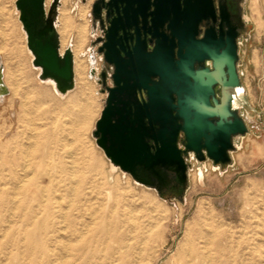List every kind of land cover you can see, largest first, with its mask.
Here are the masks:
<instances>
[{"label": "rangeland", "instance_id": "obj_1", "mask_svg": "<svg viewBox=\"0 0 264 264\" xmlns=\"http://www.w3.org/2000/svg\"><path fill=\"white\" fill-rule=\"evenodd\" d=\"M91 1L60 0L57 8L56 31L60 50L70 44L74 72L73 90L60 98L51 84L40 82L36 77L38 71L30 64L31 56L26 50L13 0H1L0 8L5 18L0 19V127L5 130L4 136L10 140L6 126H11L12 120L18 116L15 130L22 131L24 138L40 135L41 140L45 138L48 149L54 150L48 159L50 168L57 163L65 170H75L77 176L90 171L88 178L101 185L100 193L107 190L114 193L116 190L124 198L144 202L154 215L162 216L163 232L157 245L149 249L150 260L139 264H174L184 226L198 212L200 205L221 216L224 225H229L228 230L247 236L250 243L257 242L258 228L254 227L256 221L251 217L260 213L264 215V0H242L244 28L238 39L237 68L244 92L238 106L248 131L235 141L230 162L223 166H215L210 160L199 162L190 154L186 186L180 198L166 193L160 195L153 188L135 182L113 166L94 142L91 132L103 107L105 94L95 77L89 76L94 37L89 17ZM61 15L63 18L68 15L76 27L70 30L71 27L67 26L62 31L61 25L66 19L61 20ZM12 110L18 114H13ZM26 165L27 162H22L13 168L18 184L11 179L0 181V192L8 196L3 202L7 206L0 205V264L28 263L22 253V240H19L18 252L10 245L11 228L8 227L15 223L17 229L22 228L20 202H26L30 197L29 194H17L13 203L9 182L29 189L42 180L40 171L32 163L29 168ZM0 167L2 174L10 169L7 164ZM25 174L28 176L23 177ZM242 221L250 225L243 227ZM133 243L142 246L140 240Z\"/></svg>", "mask_w": 264, "mask_h": 264}, {"label": "water", "instance_id": "obj_2", "mask_svg": "<svg viewBox=\"0 0 264 264\" xmlns=\"http://www.w3.org/2000/svg\"><path fill=\"white\" fill-rule=\"evenodd\" d=\"M59 3L50 0L46 6L45 0H13L30 64L38 71L36 77L51 84L62 98L74 88V73L70 44L60 50L56 31ZM201 8L207 11V5ZM163 23L157 24L152 51L157 80L147 96L152 113L147 121L150 128L146 130L144 121L136 119V61H132L131 71L116 64L115 87L107 91L106 104L91 135L113 166L160 195L171 175L180 188V198L187 181L184 154L192 152L199 162L206 158L214 165L228 164V153L234 149L231 137H242L248 129L239 102L234 104L236 91L244 92L237 68L235 28L225 22L228 29H220L218 38L206 35L196 40L186 22L174 21L169 26V38L158 31ZM132 58L136 60V46ZM181 135L183 148L178 145Z\"/></svg>", "mask_w": 264, "mask_h": 264}, {"label": "bare ground", "instance_id": "obj_3", "mask_svg": "<svg viewBox=\"0 0 264 264\" xmlns=\"http://www.w3.org/2000/svg\"><path fill=\"white\" fill-rule=\"evenodd\" d=\"M66 17L61 15V20L66 19L61 25L62 31L67 26L73 30L76 25L68 15ZM4 18L0 8V19ZM256 30L259 31L258 27ZM242 95L240 89L236 91L237 102H242ZM12 113L17 115L18 111L12 110ZM18 120L17 116L11 126H6L10 140L0 127V165L7 164L10 168L6 174L0 172V181H19L13 168L22 162H27L28 168L32 163L40 171L42 180L35 187L26 189L9 182L13 203L17 194L30 196L26 202L19 201L23 210L19 216L22 228L17 229L15 223L8 226L11 228L10 245L18 252L19 240H22V253L27 264H139L150 260L149 249L157 245L163 232V217L154 215L144 202L124 198L116 190L100 193L101 185L88 178L90 171L77 176L75 170H65L57 163L50 168L48 159L54 150L48 149L45 138L41 140L40 135L24 138L22 131L15 130ZM26 176L28 174L23 175ZM7 199L1 191V207ZM263 216L260 213L251 217L256 221L254 227L258 232L257 242L250 243L247 236L228 230L229 225L225 226L223 218L212 209L200 205L198 212L184 226L174 264H264ZM242 223L243 227H248L249 223ZM135 240H140L142 246H136Z\"/></svg>", "mask_w": 264, "mask_h": 264}, {"label": "flooded vegetation", "instance_id": "obj_4", "mask_svg": "<svg viewBox=\"0 0 264 264\" xmlns=\"http://www.w3.org/2000/svg\"><path fill=\"white\" fill-rule=\"evenodd\" d=\"M205 5L207 11L204 12L201 7ZM220 10L224 11L225 18L221 16ZM89 17L94 34L91 42L93 48L91 76L99 82L105 94L103 107L106 104L107 91L115 87L113 75L117 73L116 64L124 67L126 71H131L132 61H136V119L144 121L146 130L150 128L147 121L152 115L150 107H147V96L148 93L151 94L153 83L157 80L153 75L155 63L152 57L157 24L164 22L158 31H162L169 38L171 37L169 26L174 21L186 22L187 29L193 30L194 38L200 40L206 35L218 38L220 29L223 31L228 29L225 23L227 22L238 33L237 42L244 28L242 0H92ZM135 46L136 60L132 58ZM205 65L211 68L209 63L205 62ZM218 97L216 94V98ZM234 104H237L236 94ZM238 138L240 136L231 137L234 148ZM182 139L183 135L178 140L180 148H183ZM147 144L152 146L153 142L147 140ZM232 151L228 153L229 156ZM190 154L195 158L192 152H186L184 154L186 163ZM205 160L208 159L205 158L203 161ZM179 192L180 188L175 186L173 177L169 175L168 183L161 189V193L178 197Z\"/></svg>", "mask_w": 264, "mask_h": 264}]
</instances>
